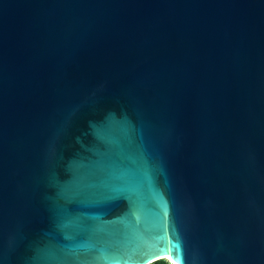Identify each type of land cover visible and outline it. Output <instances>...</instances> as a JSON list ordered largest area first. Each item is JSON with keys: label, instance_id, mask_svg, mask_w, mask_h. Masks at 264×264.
<instances>
[{"label": "water", "instance_id": "1", "mask_svg": "<svg viewBox=\"0 0 264 264\" xmlns=\"http://www.w3.org/2000/svg\"><path fill=\"white\" fill-rule=\"evenodd\" d=\"M264 264V0H0V264Z\"/></svg>", "mask_w": 264, "mask_h": 264}, {"label": "trees", "instance_id": "2", "mask_svg": "<svg viewBox=\"0 0 264 264\" xmlns=\"http://www.w3.org/2000/svg\"><path fill=\"white\" fill-rule=\"evenodd\" d=\"M152 264H168V263L165 260L160 259V260L153 262Z\"/></svg>", "mask_w": 264, "mask_h": 264}]
</instances>
